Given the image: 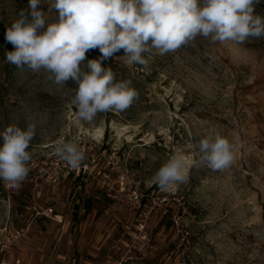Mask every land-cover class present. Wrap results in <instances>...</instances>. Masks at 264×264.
<instances>
[{
    "label": "rangeland",
    "instance_id": "1",
    "mask_svg": "<svg viewBox=\"0 0 264 264\" xmlns=\"http://www.w3.org/2000/svg\"><path fill=\"white\" fill-rule=\"evenodd\" d=\"M28 7L0 0V132L36 125L27 179L0 180V264H264V38L153 49L150 73L115 55L114 74L139 98L88 122L71 103L75 81L58 86L7 61L6 30ZM38 9L58 19L49 0ZM100 58L88 51L82 71ZM217 134L234 161L213 171L196 145ZM61 140L84 150L79 168L55 155ZM173 154L185 157L187 179L161 190L153 176Z\"/></svg>",
    "mask_w": 264,
    "mask_h": 264
},
{
    "label": "clouds",
    "instance_id": "2",
    "mask_svg": "<svg viewBox=\"0 0 264 264\" xmlns=\"http://www.w3.org/2000/svg\"><path fill=\"white\" fill-rule=\"evenodd\" d=\"M260 0H49L58 11L55 22L38 9L41 0H29L7 28L5 39L14 51L6 59L21 71L48 73L58 86L69 80L78 87L71 103L78 116L92 122L98 113L123 111L139 98L131 80L115 79L111 68L102 61L121 49L120 58L127 66L138 64L149 69L144 54L153 49L163 56L193 42L198 36L215 42L243 44L249 38H264V16L255 14ZM30 17V18H29ZM43 29V31H41ZM150 41V43H149ZM99 49L100 59L87 61L89 71H82L86 53ZM150 73V69H149ZM0 180L19 188L29 174L28 151L36 136V125L26 129L15 124L0 132ZM198 162L213 171L223 170L234 161L233 146L219 134L201 139ZM55 155L72 169L80 167L84 150L75 142L61 140ZM185 157L171 155L155 172L153 181L167 190L187 179Z\"/></svg>",
    "mask_w": 264,
    "mask_h": 264
},
{
    "label": "trees",
    "instance_id": "3",
    "mask_svg": "<svg viewBox=\"0 0 264 264\" xmlns=\"http://www.w3.org/2000/svg\"><path fill=\"white\" fill-rule=\"evenodd\" d=\"M255 14L260 15V16H264V0H262V3H259L255 6ZM115 55H124L123 49H121L119 52L115 53L114 56ZM114 56L107 59L108 64H109L108 68H111L113 70V72H115L113 69V65H112L114 62ZM115 79L117 82L121 81V79L119 80V77L116 75H115Z\"/></svg>",
    "mask_w": 264,
    "mask_h": 264
},
{
    "label": "built area",
    "instance_id": "4",
    "mask_svg": "<svg viewBox=\"0 0 264 264\" xmlns=\"http://www.w3.org/2000/svg\"><path fill=\"white\" fill-rule=\"evenodd\" d=\"M42 214L48 217H52L54 213L53 208H46L45 210L42 211ZM106 264H123L122 262H113V263H106Z\"/></svg>",
    "mask_w": 264,
    "mask_h": 264
},
{
    "label": "crops",
    "instance_id": "5",
    "mask_svg": "<svg viewBox=\"0 0 264 264\" xmlns=\"http://www.w3.org/2000/svg\"><path fill=\"white\" fill-rule=\"evenodd\" d=\"M73 264H75V263H73Z\"/></svg>",
    "mask_w": 264,
    "mask_h": 264
}]
</instances>
